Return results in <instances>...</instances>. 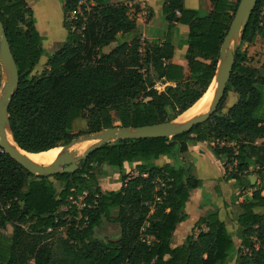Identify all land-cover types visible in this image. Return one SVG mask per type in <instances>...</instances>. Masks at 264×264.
Returning a JSON list of instances; mask_svg holds the SVG:
<instances>
[{
    "label": "trees",
    "instance_id": "trees-1",
    "mask_svg": "<svg viewBox=\"0 0 264 264\" xmlns=\"http://www.w3.org/2000/svg\"><path fill=\"white\" fill-rule=\"evenodd\" d=\"M240 1L210 0L211 11L201 14L186 8L184 0H163L166 38L149 41L142 54L143 37L134 16L141 10L138 6L132 12L124 2L65 0V11L75 16L66 24L67 39L35 72L45 38L34 10L27 0H0V19L20 76L9 107L16 143L35 153L63 147L82 133L113 127L112 109L125 127L177 119L213 81ZM177 24L189 26L188 74L173 62ZM119 34L129 40L120 41ZM259 37H264V0H257L240 42L252 44ZM151 69L167 84L162 92L148 74ZM2 80L0 62V89ZM228 91L238 97L224 111ZM225 98L217 112L189 132L111 141L73 173L34 175L0 147V228L13 227L7 245L0 233V264H227L234 259L236 264H264V63L252 65L247 50L237 48ZM79 119L86 122L76 132ZM205 141L223 160L224 179L249 184L254 191L237 204L235 234L212 210L179 245L177 227L189 218L186 204L203 181L192 165L156 161L161 156L177 159ZM126 162L136 163L135 173L122 172L118 190L102 191V167L122 170ZM249 175H256L255 185ZM84 191L91 207L80 214L76 208L63 210L71 194ZM104 219L119 225L118 239L96 234ZM62 230L65 236L53 241Z\"/></svg>",
    "mask_w": 264,
    "mask_h": 264
},
{
    "label": "water",
    "instance_id": "water-1",
    "mask_svg": "<svg viewBox=\"0 0 264 264\" xmlns=\"http://www.w3.org/2000/svg\"><path fill=\"white\" fill-rule=\"evenodd\" d=\"M256 4L257 0H241L238 5L235 17L221 48L216 75L214 77V79L216 78V86L208 111L193 116L182 124H175L174 120L139 128L125 127L120 124L96 132L83 133L76 139L72 140L69 144L61 147V153L51 164L48 165L39 164L31 160L26 153L35 152H29L22 149L16 143L13 133L12 135L15 142L13 145L10 143L7 136V129L11 130L9 122V107L12 97L19 86L20 76L17 62L13 55L4 25L0 19V62L3 73V80L0 89V147L32 174L54 176L59 173L76 172L80 167V162L87 159L92 152L111 141L148 137L172 138L178 134L191 131L196 125L207 121L215 112H217L220 103L225 98L227 85L230 81L235 62V53L237 51V49L233 50L231 45L233 40H240V35L246 28ZM4 74H6L5 78ZM213 81L203 96L209 91ZM89 140H95L96 142L91 144L82 154H78V151L76 152L72 149L75 145ZM249 179L251 184L255 185L257 177L255 175H249Z\"/></svg>",
    "mask_w": 264,
    "mask_h": 264
},
{
    "label": "crops",
    "instance_id": "crops-1",
    "mask_svg": "<svg viewBox=\"0 0 264 264\" xmlns=\"http://www.w3.org/2000/svg\"><path fill=\"white\" fill-rule=\"evenodd\" d=\"M113 3L124 2L132 6V12L138 6L141 10L135 13L137 20V32L142 34L143 38L151 41H164L168 31V22L157 23V19L161 18L163 0H110ZM186 8L196 9L206 13L212 9L210 0H184ZM161 26V28H160ZM189 32V26L185 24H177L174 28L175 50L173 62L185 68V72L189 73L187 66L186 52L188 45L185 42ZM120 41L129 40L128 36L119 34ZM173 84V83H169ZM167 85V84H166ZM229 108V107H228ZM178 158V157H177ZM161 161V162H159ZM176 163L179 166L192 165L194 173L203 181L202 187L193 189L191 196L186 204V212L189 218L179 223L177 230L180 234L179 245L183 244L186 238L192 233L196 221L209 211L216 210L219 217L228 223L233 222V227L237 228L234 221L237 204L242 202L246 195L242 194L243 186L236 180H226L225 168L223 160L217 156L211 144L208 142H198L195 146L189 148L186 156L180 160L161 156L156 163L163 165L164 163ZM264 195V191H263ZM198 233V230H196Z\"/></svg>",
    "mask_w": 264,
    "mask_h": 264
},
{
    "label": "rangeland",
    "instance_id": "rangeland-1",
    "mask_svg": "<svg viewBox=\"0 0 264 264\" xmlns=\"http://www.w3.org/2000/svg\"><path fill=\"white\" fill-rule=\"evenodd\" d=\"M29 6L34 10L35 19H36V26L40 33L44 36L43 41V49H44V55L41 57L40 63L37 65L35 72H40L43 67L48 62V58L56 52L57 49H59L62 44L66 41L69 30L66 27V24L72 22L75 18L74 14H68L65 11V0H27ZM86 0H82L84 2ZM206 12L204 10H201V14H205ZM162 19H157V23L159 22H166V18L163 13L160 14ZM136 17V15H134ZM161 28V26H160ZM120 40L123 39V37L120 36ZM145 43H148L151 40H148L146 38H143ZM117 45V42L112 44L111 46L106 48V51L111 50L114 46ZM231 48L239 49L241 51L247 50L250 58V63L256 67L261 66L264 63V37H259L254 43L248 44L240 42V40H233ZM152 76L154 79L155 85L161 86V91L165 90V87L167 85H163L162 80L157 78V75L153 69L148 73ZM238 95L234 93L233 91H228L225 102L223 104V110L226 111L229 106H231L234 102H236ZM262 110V116L264 117V102L263 106L261 108ZM113 122L114 125H120V121L117 115V112L112 109L111 110ZM181 116V115H180ZM84 119L77 120V123H81L79 127H77L76 132H78L82 127L84 126V123L86 121H83ZM83 134V133H82ZM261 140L258 141L260 143ZM83 153V152H82ZM81 153V154H82ZM187 153L178 154V160H180L181 157L186 156ZM176 159V160H177ZM161 162V161H159ZM135 165L136 163H128L126 162L124 165V168L122 170H119L117 168H112L108 165H104L102 167V170L104 173H101L99 175V187L102 191H109V190H118L122 185L121 180V173H135ZM256 176V175H255ZM54 182L57 184V187L60 188L62 186V183L54 178H52ZM262 186H264V174L262 176ZM242 194L246 195L245 198H250L253 194L254 189H251L249 187V184L245 185ZM114 214H116L114 212ZM233 222H229L227 227L230 231L233 232V234L236 233L235 227L232 226ZM13 227L11 225H8L6 229L0 228V233L2 234V242L3 245H7V239H9L12 236ZM96 234L100 237H102L105 240H116L121 235V229L119 225L114 221H109L107 219L103 220V223L101 227L96 229ZM59 236H65V231H61L57 233L53 237V241L56 242ZM236 243L239 246L240 242L238 239H236ZM180 242V240H179ZM178 242V243H179ZM5 251V250H4ZM6 254V251L4 252ZM227 264H236V259L228 262Z\"/></svg>",
    "mask_w": 264,
    "mask_h": 264
},
{
    "label": "bare ground",
    "instance_id": "bare-ground-1",
    "mask_svg": "<svg viewBox=\"0 0 264 264\" xmlns=\"http://www.w3.org/2000/svg\"><path fill=\"white\" fill-rule=\"evenodd\" d=\"M5 77H6V74H4V78ZM215 86H216V78L214 79L211 87L209 88V91L193 107H191L185 113H183L181 116H179L177 119H175L174 123L175 124H182V123L186 122L187 120L191 119L193 116H196V115H199V114H202V113L208 111L209 106H210V102H211L213 95H214ZM7 136H8L10 143L13 145L15 142H14V138H13V135H12V132L10 129H7ZM95 142H96L95 140L85 141L83 143L75 145L72 149L76 152L78 151V154H81L91 144H93ZM61 151H62V148L57 147V148H53V149L46 151V152L26 153V154L34 162H37V163L43 164V165H48V164H51L57 158V156L61 153Z\"/></svg>",
    "mask_w": 264,
    "mask_h": 264
},
{
    "label": "built area",
    "instance_id": "built-area-1",
    "mask_svg": "<svg viewBox=\"0 0 264 264\" xmlns=\"http://www.w3.org/2000/svg\"><path fill=\"white\" fill-rule=\"evenodd\" d=\"M146 46H147V43H145V41L143 40L142 46L140 49L142 54L144 53ZM163 85H166V84L163 83ZM156 88L159 90V92H162L160 89L161 86H158V87L156 86ZM87 195H88L87 191H84L82 194H75V193L71 194L68 198V204L63 207V210L68 211L69 209L76 208L78 214H80L81 210L84 207H91V205L86 201Z\"/></svg>",
    "mask_w": 264,
    "mask_h": 264
}]
</instances>
